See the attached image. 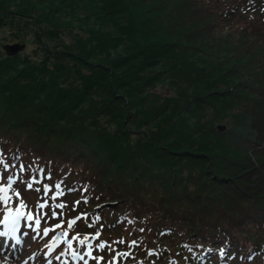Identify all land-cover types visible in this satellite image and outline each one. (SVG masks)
I'll return each instance as SVG.
<instances>
[{
    "label": "trees",
    "instance_id": "obj_1",
    "mask_svg": "<svg viewBox=\"0 0 264 264\" xmlns=\"http://www.w3.org/2000/svg\"><path fill=\"white\" fill-rule=\"evenodd\" d=\"M4 1L12 9L46 5L40 8L53 18L38 31L43 56H0L5 161L17 168L23 164L27 178L43 169L45 176L51 173L45 183L63 181L65 189H76L65 196L74 200L68 207L73 216L89 214L79 234L114 226L117 232L124 225L126 243L119 251L130 255L119 264H148L154 256L168 264L167 243L187 255V264H223L241 250L242 229L232 222L224 226L212 201L221 207L258 202L244 220L264 225V159L259 158L264 55L258 59L264 48L246 34L210 44L225 56L223 64L242 54L259 62L254 85L236 87L242 89L235 97L238 105L218 106L210 97L227 92L214 74L222 65L208 64L203 79L202 70H192L179 50L195 48L193 38L208 43L216 33L202 0H0V5ZM163 15L167 27L158 21ZM231 21L216 19L224 25ZM165 60L174 64L173 76L150 75L149 67ZM228 72L237 75L238 69ZM215 122L227 128L218 130ZM87 172L94 181H79ZM191 185L197 187L189 190ZM85 186L89 202L73 211ZM97 214L100 222L89 228ZM141 228L151 241L139 253ZM131 240L139 246L129 248ZM249 248L261 261L262 251Z\"/></svg>",
    "mask_w": 264,
    "mask_h": 264
},
{
    "label": "rangeland",
    "instance_id": "obj_2",
    "mask_svg": "<svg viewBox=\"0 0 264 264\" xmlns=\"http://www.w3.org/2000/svg\"><path fill=\"white\" fill-rule=\"evenodd\" d=\"M29 0H27L28 2ZM203 4L209 13H210V20L214 22V28L216 27V33L213 35V38L210 40L208 39V43L204 42L202 43L201 40L193 38L195 40H190L193 46L195 48L187 51L183 49H179L180 51L186 52V61L190 63L191 69L198 68L202 70V76L204 77V70H208V64L210 66L215 67H221L219 69L215 70L216 77L219 78V82H221L223 85L221 86L220 90L227 91L225 94H216L214 96L210 97V101L213 102L215 105H224L229 104L231 106L237 104L236 102V95L242 93V89H237L236 87H239L240 85H254V82L257 80V78H254V70H259V62L257 60H254V56H247L246 54H242L240 57H233L230 60L227 61L229 64H223L221 61H224L225 56L222 54H219L216 52L217 50L215 48H212L210 44H214L216 41L224 40V38H230L231 36L234 37V41H238V39L243 38V34L248 35V37L245 38H252L256 40V43L260 45L259 50L264 48V0H202ZM4 4L0 5V53H5L3 55H0L1 57H4L8 54L17 55L20 53L25 54L28 57H34L36 53H38V56L41 57L44 55V52L39 51V42H38V31L39 28L45 29L50 22H53V18L47 16V13L49 11L40 8L45 7L46 5H39V4H23L22 6L18 7L17 9L7 6L8 2L4 1ZM29 3V2H28ZM215 11V12H211ZM34 15L37 17L38 20H33L32 18H29V15ZM229 19H228V16ZM220 18L221 20H232L230 25H224V24H218L216 22V19ZM158 21L160 24L167 27V24L169 22L166 15L161 16L158 18ZM173 22V19H172ZM171 22V23H172ZM187 28V27H186ZM188 32V30L186 29ZM68 40V38H66ZM43 41L48 42V38L43 37ZM215 42V43H216ZM14 44H21L22 48L18 53L9 51L8 47L10 45ZM189 45H191L189 43ZM264 55V52L261 56ZM164 57H168L167 55H164ZM32 59V58H31ZM34 60V59H32ZM26 63H28L27 59L25 60ZM164 61V64H153L149 68L152 70L150 75L156 74L158 71H163V78L172 77L174 74L173 68L174 64ZM232 66H235L238 69L237 75H231L228 72V69H231ZM231 75V77H226L225 75ZM213 80V78H211ZM210 80V81H212ZM206 81V80H204ZM210 81L207 80V82L210 83ZM181 82L184 84V82L181 80ZM186 85V84H184ZM187 86V85H186ZM232 107V106H231ZM214 115H211V118H213ZM215 126L220 129L222 127L221 123L215 122ZM227 126L225 125L223 127V130H225ZM222 130V131H223ZM258 140L260 143L263 144V135L258 136ZM260 160L264 159V154L260 155ZM14 172V173H13ZM12 175L16 177L17 173L15 170L12 171ZM5 178V177H4ZM93 180L94 181V175L92 172H87L81 176L79 181H88ZM3 182H6V179H4ZM18 178V183H19ZM104 181H102V184ZM20 184V183H19ZM23 184V183H22ZM24 185H26V182H24ZM197 186H190L189 190L195 189ZM20 189V186H19ZM30 197H28L29 201L25 202L26 210L29 211L31 201L33 200L34 195L37 193L35 191H29ZM64 197V196H63ZM78 197V195L76 196ZM42 196L39 197V202H41ZM14 201H17V198L14 197ZM64 203H73V199L64 200L60 198ZM35 201V200H34ZM67 201V202H66ZM59 202V201H58ZM214 207L217 210V215H220L221 217V223L224 224V226L228 222H232L235 224L237 228L242 229V242L244 245L242 246L241 250H239L237 253L233 254L228 258V261H224L223 264H254V262H258L259 264H264V225L258 226L259 223H256L252 220L249 222H246L244 219L247 217L248 213L253 211L257 206H260V204L254 201H237V204L231 206V205H225L224 207H221L218 203L215 201H212ZM47 211V210H46ZM59 211V210H58ZM68 219H71L70 213L67 212V207L64 210V221H65V228L61 229L66 230V222ZM58 221H52L47 220V222L42 221V228L43 227H50L52 224L56 223ZM79 222H82L80 220ZM46 224V225H44ZM26 224L23 228H26ZM30 233H33V230L31 228H28ZM79 227L77 225L74 226L72 230H70V237L72 235L78 234ZM36 235L41 239V241L46 245L47 247L52 243L51 241V235H54L55 233H50L48 237H45L41 234ZM127 233L126 229L124 228V225H121L119 227V230L117 232H114L113 230H108V232L103 231L102 235L100 236L102 240L107 241L111 244L113 248H115L117 251L120 250L121 244H113V241H117L121 238H123L124 234ZM81 238L83 235H80ZM69 237V238H70ZM139 238L142 239L141 244L143 246H140L139 253L143 250L147 251L146 246L151 241V236L149 231L144 230L140 233ZM23 243L24 238L20 239ZM95 241L94 243H96ZM20 244V243H19ZM75 244V242H74ZM169 245V251L170 255L166 258L165 262H168V264H187L188 258L186 254L178 255L179 249L176 244L172 245L171 243H167ZM251 244V245H250ZM78 247V245H76ZM144 247V248H143ZM249 247H257L259 251H262V260L255 259L256 252H251ZM61 248H63V251L66 248V245H61ZM7 247L3 243L0 247V264H49V261H51V264H83V262L79 260H73L70 255L65 254L64 256H61L60 260L55 259L54 255L56 254V250L54 252H49V247L46 250V252H42L41 250H38L35 246V242L32 238L30 240L28 239L26 241L25 247H23V250L18 247V244H14L12 246L13 249V256L9 257L6 253H2V250H6ZM81 251H83L81 249ZM101 252V251H100ZM31 253L29 257L26 258V254ZM138 257H144L146 253L138 254L136 253ZM241 254H244L241 257ZM25 255L24 259H21V256L23 257ZM94 256H96V253H93ZM115 255V253H111L107 251V249L99 254V256L104 257L103 264H107L108 261H110ZM54 256V257H53ZM98 256V257H99ZM31 260V262L29 261ZM164 261H160L156 256L151 257L148 260V264H161ZM88 264H95V261L89 259Z\"/></svg>",
    "mask_w": 264,
    "mask_h": 264
},
{
    "label": "snow or ice",
    "instance_id": "obj_3",
    "mask_svg": "<svg viewBox=\"0 0 264 264\" xmlns=\"http://www.w3.org/2000/svg\"><path fill=\"white\" fill-rule=\"evenodd\" d=\"M0 167H2L3 172H0V205H3V218L0 219V237L5 238V241L11 239L15 241L16 244L21 242L20 236L18 235L21 230V222L25 221L26 226L31 228L33 231L37 232V234H41L48 237L50 233H55L51 235L52 243L48 246L49 252H54L61 245H66L64 251L60 253V255L56 256L57 260H60L61 256L65 254L70 255L73 260H79L83 262V264H88L89 259L95 261V264H103L104 257L103 256H94V251H107L111 253H115L112 259L107 262V264H119V261L130 255L129 252H120L111 246V244L104 240H99L101 236V231H96L92 235L85 234L81 238L80 234L72 235L70 237V230L77 225V222L84 219L87 220L89 218L88 213H80L75 218L68 219L66 222V230H62L65 228L64 210L67 205L60 198L65 196L66 192L76 191L74 188L65 189L62 187L63 181H59L53 184L45 183V180H51V173L49 172L46 176L44 175L43 169L35 170L36 174L31 175L30 178L26 181V188L28 190H33L34 185H39V187H35V191L43 193L41 202L36 205V211H24L23 209L26 207L24 200L21 198V192L19 190L18 178L25 172V166L23 164L19 165L18 172L16 177L12 174H8L6 177V182L4 181V174L8 173L9 168H16V165H10L5 161L3 154L0 153ZM88 192L87 186H85L81 191V200L75 201L73 205V211L81 204H87L89 202V197L85 195ZM17 198L18 204L14 207L13 199ZM59 201V202H58ZM99 207V206H98ZM47 210V211H46ZM59 210V211H58ZM47 220L58 221L52 224L50 227L42 228V221L47 222ZM101 220L99 214L95 215L91 222L88 223V227L92 228L96 224H98ZM128 223H132L129 221ZM103 228V225H100ZM141 232L144 229H140ZM27 235V233H25ZM70 237V238H69ZM95 241H99L98 243H94ZM75 242V244H74ZM113 244H125L126 241L124 239H119L117 241H113ZM78 245V247L76 246ZM127 246L138 247L137 240H131L127 242ZM81 249L83 251H81ZM221 256L226 255L224 250H221ZM148 255H153L151 251L148 252ZM51 264V261H49Z\"/></svg>",
    "mask_w": 264,
    "mask_h": 264
},
{
    "label": "water",
    "instance_id": "obj_4",
    "mask_svg": "<svg viewBox=\"0 0 264 264\" xmlns=\"http://www.w3.org/2000/svg\"><path fill=\"white\" fill-rule=\"evenodd\" d=\"M21 48H22L21 45H19V44H14V45H10V46L8 47V50L17 53V52L20 51Z\"/></svg>",
    "mask_w": 264,
    "mask_h": 264
}]
</instances>
